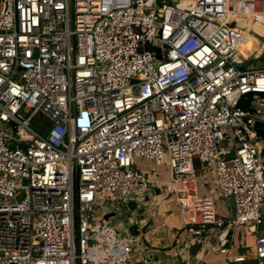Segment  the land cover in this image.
Returning <instances> with one entry per match:
<instances>
[{"label": "built area", "instance_id": "1", "mask_svg": "<svg viewBox=\"0 0 264 264\" xmlns=\"http://www.w3.org/2000/svg\"><path fill=\"white\" fill-rule=\"evenodd\" d=\"M160 1L0 0V264H87L99 197L159 188L133 161L164 155L194 244L264 264V50L239 48L264 38L236 19L259 22L264 0ZM239 226L255 261L229 254Z\"/></svg>", "mask_w": 264, "mask_h": 264}, {"label": "crops", "instance_id": "2", "mask_svg": "<svg viewBox=\"0 0 264 264\" xmlns=\"http://www.w3.org/2000/svg\"><path fill=\"white\" fill-rule=\"evenodd\" d=\"M258 148L264 162V140L259 141ZM147 174L151 175V172ZM197 179L201 183H197ZM212 179L211 176H197L195 181L199 187L198 191L201 193V189L205 188L206 192L204 194L209 192L212 185L209 183ZM166 191L169 192V187H167ZM193 193L194 190H185L182 196L184 198L180 199L183 201H185L184 199H190ZM177 215L178 219L173 228L174 230L180 229L181 231L186 228V217L185 213L180 209ZM90 217L107 221L119 234H124L127 231L126 233L133 240L132 255L128 264H174L171 252L173 248L181 247V243L177 235L175 241L171 244L170 230L167 227L168 214L165 209L163 189L160 186L152 191H148L144 196L131 198L126 204L116 203L110 209L103 204L102 200H98ZM263 235L264 226L258 228L257 233V236ZM191 248L188 249V257L193 259L196 255L194 257L190 255ZM229 254L230 256L247 255V252L240 247L234 251L230 249ZM190 259L188 261H191ZM218 259L221 258L206 259L201 263L231 264L226 263L223 257L221 260ZM182 260H184L183 255ZM195 262L192 260L193 264Z\"/></svg>", "mask_w": 264, "mask_h": 264}, {"label": "rangeland", "instance_id": "3", "mask_svg": "<svg viewBox=\"0 0 264 264\" xmlns=\"http://www.w3.org/2000/svg\"><path fill=\"white\" fill-rule=\"evenodd\" d=\"M168 1V0H167ZM181 1L182 5H185L187 1L183 0H176ZM160 3L161 1L158 0ZM238 20V24L241 27H247L249 30H252L257 37L264 38V19L260 20L259 22H253L249 19H243L236 18ZM242 37H244L248 44H256V45H264V40L257 39V41L252 38L251 36H248L247 34H242ZM253 65H255V61H251ZM39 117H35L33 121L31 122V127L37 131H40L37 129V123L39 121ZM42 133V131L40 132ZM134 167L139 170L140 172L147 174L149 172L155 171L152 173L151 179L156 180L160 188L163 189V198H164V204L165 209L168 214V220H167V227L170 230L171 235V244L175 241L176 236L178 235L181 243V247L179 248H173L171 252V256L174 259V264H193V261H196L194 264H203L202 261L206 259H213L216 257H220L222 259L221 255L216 254L215 250L216 247L214 245V240L211 239L206 245L202 246L199 252L196 254V256L193 259H190L188 257V249L191 248L192 245H194L193 236L189 234L188 229L184 228L180 231V229H175L173 226L177 222V213L179 212V208L177 206L176 200L172 193L171 186H169V182L171 181L170 174H169V159L167 155H164L163 157V164L161 166H157L151 162V160L146 158H134ZM213 181V182H212ZM209 184L211 185V189L214 191L216 188V182L214 179ZM197 183H201L197 179ZM167 187H169L170 192H167ZM211 189H209V192H211ZM205 188L201 189V193H205ZM171 193V194H170ZM200 193V192H199ZM215 199V196H214ZM215 210L216 215L218 217H225L230 216V209L227 206H224L221 201L216 200L215 201ZM93 211L91 212L92 215ZM262 213L264 214V206L262 208ZM264 224L259 226L258 228H262ZM232 243L230 246V249L238 250L240 247L245 249L247 252V259L249 261H255L256 259V252H255V241L256 237L254 234L250 233L246 227L239 226L232 230ZM182 255L183 259L182 260ZM191 261H188V260ZM218 259V260H221Z\"/></svg>", "mask_w": 264, "mask_h": 264}, {"label": "bare ground", "instance_id": "4", "mask_svg": "<svg viewBox=\"0 0 264 264\" xmlns=\"http://www.w3.org/2000/svg\"><path fill=\"white\" fill-rule=\"evenodd\" d=\"M183 1H187L184 5L187 7H191L193 4V0ZM242 18L249 19L247 16ZM239 48L244 56H250L252 53L258 56L264 50V45H250L244 37H241ZM146 193L105 194L101 195L98 200H102L103 204L110 209L116 203L126 204L131 198L144 196ZM126 232L119 234L107 221L89 217L88 228L83 242L85 248L84 257L87 264H128L132 255L133 240Z\"/></svg>", "mask_w": 264, "mask_h": 264}, {"label": "water", "instance_id": "5", "mask_svg": "<svg viewBox=\"0 0 264 264\" xmlns=\"http://www.w3.org/2000/svg\"><path fill=\"white\" fill-rule=\"evenodd\" d=\"M228 208L230 209L231 217L234 218L235 209H234V198L232 196L228 198ZM200 249H201L200 244H194L190 250V255L194 257Z\"/></svg>", "mask_w": 264, "mask_h": 264}, {"label": "trees", "instance_id": "6", "mask_svg": "<svg viewBox=\"0 0 264 264\" xmlns=\"http://www.w3.org/2000/svg\"><path fill=\"white\" fill-rule=\"evenodd\" d=\"M257 133L264 140V127H257Z\"/></svg>", "mask_w": 264, "mask_h": 264}]
</instances>
